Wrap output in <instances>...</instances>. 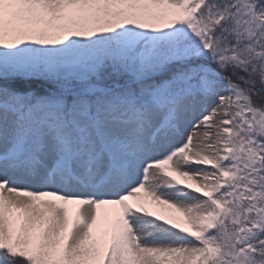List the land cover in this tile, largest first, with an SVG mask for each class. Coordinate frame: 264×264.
Returning <instances> with one entry per match:
<instances>
[{"label":"snow or ice","instance_id":"obj_1","mask_svg":"<svg viewBox=\"0 0 264 264\" xmlns=\"http://www.w3.org/2000/svg\"><path fill=\"white\" fill-rule=\"evenodd\" d=\"M0 264H264V0H0Z\"/></svg>","mask_w":264,"mask_h":264},{"label":"rangeland","instance_id":"obj_2","mask_svg":"<svg viewBox=\"0 0 264 264\" xmlns=\"http://www.w3.org/2000/svg\"><path fill=\"white\" fill-rule=\"evenodd\" d=\"M149 211H152L155 214L158 215H169L171 213V210L167 209L165 206L163 205H157L154 203H150L148 205Z\"/></svg>","mask_w":264,"mask_h":264}]
</instances>
